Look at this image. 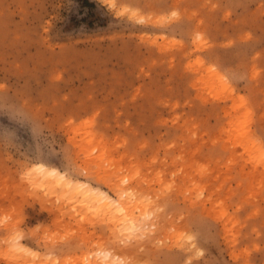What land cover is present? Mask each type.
Segmentation results:
<instances>
[{
    "label": "rangeland",
    "instance_id": "rangeland-1",
    "mask_svg": "<svg viewBox=\"0 0 264 264\" xmlns=\"http://www.w3.org/2000/svg\"><path fill=\"white\" fill-rule=\"evenodd\" d=\"M0 264H264V0H0Z\"/></svg>",
    "mask_w": 264,
    "mask_h": 264
},
{
    "label": "bare ground",
    "instance_id": "bare-ground-1",
    "mask_svg": "<svg viewBox=\"0 0 264 264\" xmlns=\"http://www.w3.org/2000/svg\"><path fill=\"white\" fill-rule=\"evenodd\" d=\"M37 168L40 170L45 180L47 179L48 182L59 186L61 190H64L65 194L68 193L72 197L91 202L93 206H95V203L99 205V202H104L108 209H112L114 201H112L111 196L106 191L98 189L86 181H70L64 173L56 171L47 165L41 164L38 165ZM80 196L84 198H80ZM136 206H138L137 202L136 204L133 202L132 204L125 202L124 207L119 206L114 211L112 210L111 217L114 221V228L123 225L121 228H128L131 230L139 229L141 226L138 225L137 218H135L134 214H131V212L136 210Z\"/></svg>",
    "mask_w": 264,
    "mask_h": 264
}]
</instances>
